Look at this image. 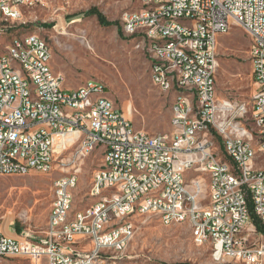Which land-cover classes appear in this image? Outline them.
<instances>
[{
    "label": "built area",
    "instance_id": "2783aa9c",
    "mask_svg": "<svg viewBox=\"0 0 264 264\" xmlns=\"http://www.w3.org/2000/svg\"><path fill=\"white\" fill-rule=\"evenodd\" d=\"M139 1L122 14L124 34L141 37L154 86L166 94L185 89L171 104L169 133L135 129L99 79L64 87L48 43L35 33L13 37L2 51L0 174L49 173L59 160L66 164L59 157L68 148L75 160L100 147L102 159L90 204L71 209L77 169L57 177L43 235L0 231V260L126 264L130 216L155 214L165 226L187 223L192 242L210 247L216 263L264 264V234L249 209L250 201L264 230V167L256 160L257 150L264 154V0ZM42 3L0 0V21H19L23 8ZM234 26L249 39L255 91L247 104L215 90L218 36ZM97 110L101 123L91 122Z\"/></svg>",
    "mask_w": 264,
    "mask_h": 264
},
{
    "label": "rangeland",
    "instance_id": "374dc122",
    "mask_svg": "<svg viewBox=\"0 0 264 264\" xmlns=\"http://www.w3.org/2000/svg\"><path fill=\"white\" fill-rule=\"evenodd\" d=\"M139 7V0H43L33 8H23L19 21H0V53L13 37L35 33L48 43L51 67L61 76L64 87L75 89L88 78L99 79L107 87V96L123 109L135 129L149 134L169 133L173 93H163L151 83L149 58L137 46L141 37L126 35L122 30L123 12ZM91 8L103 16L106 25L100 24L95 14H86ZM248 48V36L240 27L218 36L215 90L219 99L249 103L255 85ZM72 149L59 157H64L66 164L59 160L57 168L49 173L0 174L2 233L15 236L27 230L32 237H41L53 197L52 183L75 169L78 183L72 211L92 202L88 192L93 172L101 163L102 149L96 147L75 160ZM220 155L228 161L222 152ZM256 160L264 167L261 151H256ZM130 217L135 233L126 251V264H222L212 259L210 247L192 242L187 223L165 226L155 214ZM0 264L32 263L14 256L1 259Z\"/></svg>",
    "mask_w": 264,
    "mask_h": 264
},
{
    "label": "bare ground",
    "instance_id": "6f19581e",
    "mask_svg": "<svg viewBox=\"0 0 264 264\" xmlns=\"http://www.w3.org/2000/svg\"><path fill=\"white\" fill-rule=\"evenodd\" d=\"M0 59H6V52L0 53ZM178 76H185V68H178ZM170 93H173L174 100L177 98H181V96H185V89L182 87H175L171 89ZM104 119V110H97V114L91 115V122L93 123H101ZM123 258H114V264H123Z\"/></svg>",
    "mask_w": 264,
    "mask_h": 264
},
{
    "label": "trees",
    "instance_id": "16d2710c",
    "mask_svg": "<svg viewBox=\"0 0 264 264\" xmlns=\"http://www.w3.org/2000/svg\"><path fill=\"white\" fill-rule=\"evenodd\" d=\"M86 14H95L97 16V19L100 22V24H102V25H106L107 24V22L104 20L103 16L99 12H97L94 8H91V9L87 10ZM249 209H250V213H251V219H252V222L255 225L256 230L258 232H264V230L261 227L258 219L254 216L250 201H249Z\"/></svg>",
    "mask_w": 264,
    "mask_h": 264
},
{
    "label": "crops",
    "instance_id": "0c3cea01",
    "mask_svg": "<svg viewBox=\"0 0 264 264\" xmlns=\"http://www.w3.org/2000/svg\"><path fill=\"white\" fill-rule=\"evenodd\" d=\"M49 209H50V206H49ZM18 234L17 233H15V236H13V237H16ZM45 259H42L41 260V263L44 261ZM45 262V264H46V261H44Z\"/></svg>",
    "mask_w": 264,
    "mask_h": 264
}]
</instances>
